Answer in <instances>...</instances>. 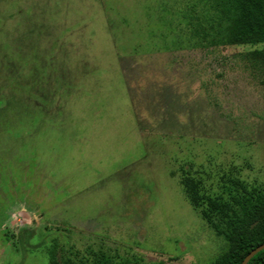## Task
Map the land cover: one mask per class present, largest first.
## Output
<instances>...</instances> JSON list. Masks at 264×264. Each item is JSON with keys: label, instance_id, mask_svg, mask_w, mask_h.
Returning a JSON list of instances; mask_svg holds the SVG:
<instances>
[{"label": "rangeland", "instance_id": "1", "mask_svg": "<svg viewBox=\"0 0 264 264\" xmlns=\"http://www.w3.org/2000/svg\"><path fill=\"white\" fill-rule=\"evenodd\" d=\"M196 0H0V264H212L182 170L264 190V43L181 36Z\"/></svg>", "mask_w": 264, "mask_h": 264}, {"label": "trees", "instance_id": "2", "mask_svg": "<svg viewBox=\"0 0 264 264\" xmlns=\"http://www.w3.org/2000/svg\"><path fill=\"white\" fill-rule=\"evenodd\" d=\"M180 19L185 27L181 26V36L195 46L264 43V0H196L181 10ZM262 60L264 71V56ZM196 173L183 169L180 182L194 210L224 239L225 246L212 264H241L264 243V190L230 179L221 193H212ZM55 247L49 252V264H103L67 257ZM248 264H264V249Z\"/></svg>", "mask_w": 264, "mask_h": 264}, {"label": "water", "instance_id": "3", "mask_svg": "<svg viewBox=\"0 0 264 264\" xmlns=\"http://www.w3.org/2000/svg\"><path fill=\"white\" fill-rule=\"evenodd\" d=\"M264 249V243L259 245L257 248H255L254 250H252L242 261L241 264H248V262L260 251H262Z\"/></svg>", "mask_w": 264, "mask_h": 264}]
</instances>
